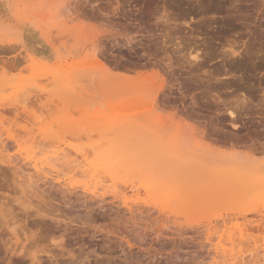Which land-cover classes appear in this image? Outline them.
<instances>
[{
  "label": "rangeland",
  "instance_id": "374dc122",
  "mask_svg": "<svg viewBox=\"0 0 264 264\" xmlns=\"http://www.w3.org/2000/svg\"><path fill=\"white\" fill-rule=\"evenodd\" d=\"M167 13L172 15V25L180 24L183 31L174 29L171 38L165 39L162 35L167 24L161 17ZM73 30L74 34L70 33ZM86 34L94 36L97 43L83 42ZM231 47L243 55L230 57ZM91 48L98 51L100 67L92 62ZM194 48L205 54L202 69L182 63L180 55ZM181 50L184 54L177 53ZM169 59L174 60L171 70ZM233 60L235 66L230 64ZM156 73L166 78L160 91L157 85L162 79ZM152 79L158 84L151 83ZM23 91L32 103L27 112L30 116L16 107ZM151 95L155 96V110L147 115ZM242 98L248 103L236 108L238 111L232 109L235 118L230 117L227 109ZM0 115L6 133L0 139V147H5V153L0 150V210H81L83 217L93 214L97 227L114 228V243L99 235L94 244L84 243L77 232L70 234V250L91 255L83 256L79 264H213L214 245L224 227H219L218 236L209 230L228 219V227L242 224L249 229L248 241L264 244V0H0ZM140 117L138 125L127 123ZM178 129L186 130L181 134L192 138L185 155H192L195 164L191 170L182 168L183 172L172 169L150 191L148 204L143 191L134 210L151 211L144 215L138 211L135 218L123 199L114 197L113 189L94 196L83 187L92 178L89 172L80 173L90 165L73 169V164H64L60 180H54L39 176L33 165L22 161L26 151L35 150L41 158L61 145L68 146L69 160L75 159L80 148L95 146L104 151L118 146L129 152L135 144L142 149L147 138L153 146L161 141L171 146ZM7 133L17 135L18 143ZM179 154L174 158L167 152L164 162L179 163ZM9 160L15 163L11 165ZM96 160L93 155L89 162ZM205 163L211 170L206 181L220 180V187L219 195L211 197L204 210L215 203L217 213L223 214L220 224L214 220L207 227L203 219L204 224L181 227L184 235L176 232L181 223L176 217L170 225L164 221L157 224V210H177L184 223L185 215L192 217L200 210L197 200L202 188H183L181 184L183 175L203 169ZM123 181H119L121 191ZM46 228L42 225L38 232L44 233ZM161 229L163 233L157 236ZM119 236H128L135 248L125 242L120 247ZM0 253V264H5Z\"/></svg>",
  "mask_w": 264,
  "mask_h": 264
},
{
  "label": "bare ground",
  "instance_id": "6f19581e",
  "mask_svg": "<svg viewBox=\"0 0 264 264\" xmlns=\"http://www.w3.org/2000/svg\"><path fill=\"white\" fill-rule=\"evenodd\" d=\"M47 3H50V2H47ZM56 10H57V8L54 9V11H56ZM169 13H167L166 15H163L161 17L162 21H164V23L167 24L166 28L163 30L164 34L163 35L161 34L162 37L165 39L167 37H170L172 34H174L176 32V31H174V29H176V30H178V29L182 30L183 29L182 27L179 26L180 24L177 25V24L173 23L174 25H172V22H173L172 18H171L172 15H170ZM173 14H175V13H173ZM50 18L52 19L51 16H50ZM50 18L48 17L49 20H50ZM60 18H61V16H60ZM62 23L66 24L64 22H62ZM72 23H73V21H72ZM103 24H105V23H103ZM105 28H103V31L106 30ZM59 30H61V29H59ZM73 32H74V30L70 33L74 34ZM118 32H120V31H118ZM110 33L111 32H109V34ZM72 34H71V36H73ZM135 36H136V34H135ZM83 38H84V40L82 39L83 42L85 40H86V42L92 41L91 42L92 45L97 43V40L94 39V36L87 35ZM131 40H132V38H131ZM165 43H166V41L163 40V44H165ZM260 43H261V41H260ZM178 45L181 46L182 44L179 43ZM76 46L79 47V45H77V44H76ZM163 47H164V45H163ZM95 48H98V50H99L100 47L97 46ZM95 48H91V49H93L92 50L93 51L92 58L94 60V61L92 60V62H94V64L97 67L98 66L100 67L101 61L99 60L100 58H98L99 57L97 54L98 51L96 52L97 49L95 50ZM164 49H167V47L166 48L164 47ZM184 49H183V51H184ZM236 49L234 47H231L232 51L229 53V55H230V57H233V58L235 57L237 59L238 57H241V55H243V54L240 53L239 50H236ZM179 52L181 54H184L182 52V50L178 51L177 53H179ZM243 52H245V51H243ZM248 52H249V49H248ZM248 52H247V54H248V56H250L251 51L249 53ZM204 55L205 54H201L200 50H197V49L195 50V48H194V50L187 52L186 54H184V56L180 55L181 57H183V60H182V58L180 60L183 61L182 63L184 65L186 63H188L189 66L192 65V66H195L197 68L202 69L203 67H205V65L202 64V63H204ZM223 55H225V54H223ZM29 57L31 59H33L30 55H29ZM168 58H170V57H168ZM89 59L90 58L88 57V60ZM169 60H170L169 61L170 65H168V67L169 66L170 67L168 69L171 70L170 68L173 67L174 64L172 65V62L174 60L173 61H172V59H169ZM89 62H91V61H89ZM234 62L235 61L233 60L230 64L233 63L235 66V64H237V63H234ZM202 65H203V67H202ZM181 67H182V65H181ZM189 72L192 73L191 71H189ZM158 76H160V75H158ZM163 76H160V78H159V79H162V80H160V84H158L155 81L156 79L150 80L151 83L155 82L154 85H156V83L158 84L157 86L159 88H157V89H159V91L162 88H164V85H165L166 78L164 79ZM166 77H167V75H166ZM167 80H169V79H167ZM7 90L8 89H6V91ZM6 91H4V92H6ZM24 91H27V90H24ZM154 92H157L156 88H155ZM25 93L26 92H24V94L19 93V94H23V95H21V96H23V98L21 100H19L20 102L18 101V104L16 105V107L18 108V110H22V112L27 113L28 110L30 109L29 105L32 103L29 101L27 95L25 96ZM24 96L27 98H25ZM40 97H42V96L40 95ZM151 97L153 98L155 96L151 95ZM19 98H21V97L19 96ZM152 98H150V99H152ZM219 99H220V97H219ZM235 99H238V98H235ZM240 100L241 99H239L238 103L236 105L232 106L231 108L228 106L229 108L227 109V112L229 113L230 117L235 118V111L234 110L239 109L238 108L239 106L245 107V103L248 101L247 98H245V99L242 98V100L241 101ZM151 101H150L151 103L150 102L148 103V105L150 104L149 107L150 106L151 107H150L149 111L147 112V115L149 113H152L155 110L154 104H155L156 100H154V98H153ZM224 102L225 101H223V103ZM233 104H234V101H233ZM232 109H234V110H232ZM28 115L30 116V114H28ZM24 117H26V116H24ZM141 118L142 117L135 119L134 120L135 122L131 121V120L127 121V123H135L138 125V123H140ZM142 122H144V121H142ZM35 123H36V121H35ZM236 123H237V121H236ZM36 125L38 126V122H37V124L33 125L34 128ZM187 126H189V125H187ZM29 130H31V129H29ZM18 131H17V133H18ZM34 131H33V133H34ZM185 131L183 129V131H181V132H185ZM181 132L178 129L174 133V136H173L174 141H173V144L171 146L167 145L166 143L162 144L163 143L162 141L158 142L156 144V146H153V145H151V140L147 138L144 141V147L142 149H139L137 147V145H135V144L132 145V147L130 148L131 150L129 152H127L126 149H125V151H123V149L119 148L118 146L108 147L104 151L99 150L101 147H95V146L91 147L90 149L89 148L88 149L87 148H80L79 150L76 151L77 156L75 157V159L69 160V159H67V157L70 156V153L68 151L69 150L68 146L61 145V146H58V147L52 149L51 151H48V152L46 151L47 153L44 154L43 157H41V158L37 157L38 152H36L35 150L26 151L25 158L24 159L21 158V159H22V161L23 160L25 161V159H26L31 166L33 165L34 169L36 170V173L39 174V176L44 175V177H46V179L52 178L54 180L55 179L60 180V176H62L61 174L63 171L62 169L65 167L64 164H66V166L73 164L72 165L73 169H76V168L78 169L81 167H88L90 165V167H91L90 169H88V170L86 169L84 171H81V173L79 171L78 173L83 174L85 171L89 172L90 173L89 175L92 178L91 181L88 183L84 182L85 184H82L81 183L82 180H81V178L79 179V177H80L79 176L78 179L81 180V182H77V184H82L83 187L87 191H92V194L94 196H97L99 194V192L102 190L108 191L107 189H113L111 192H113L114 197L123 199L125 206L129 209L127 211L132 215V217H134L136 212H137V214L139 212L140 213L142 212V215H144L143 212L147 211L149 213V211H151V210H136V209L134 210L133 204L136 200L140 199V195H141V193H143V191H145V193L147 194V198L144 201L146 204H148L149 202H151L149 200V197L151 195L150 191L152 189H154L156 184H158L160 181H163L166 178V176H168V174L171 172L172 169L175 168L176 171H182L183 169H186L189 167L188 170H191V167L194 166L196 160L194 158L191 159L192 155L191 156L185 155L187 150L193 144L192 138H190L189 136H186L187 135L186 133L181 134ZM4 133L5 132L3 131L2 126L0 125V139H2L1 137L6 134V133L5 134ZM7 134H9V138L14 139L15 142L18 143L17 135L15 136L14 133L13 134L7 133ZM184 134H186V135H184ZM22 138H24V137H22ZM77 139L79 140L78 137H77ZM3 142H4V140H3ZM23 143H24V141L22 142V144ZM27 143H28V141H27ZM46 144H48V143H46ZM41 145H43V144H41ZM50 147H52V146H50ZM0 148H3V149H0V150H2L1 153H3V152L5 153V149H4L5 147H0ZM37 148L39 149V147H37ZM170 151L173 153L174 158L180 157L179 153H181V155H182L181 156L182 160H180L181 162L179 161V163H175V164H173V162L171 163V161H170V163L164 162L163 158L165 157L167 152H170ZM40 152H42V150ZM40 152H39V154L41 155ZM92 154L94 156L96 155V158L98 159V160H96V162H94V161L89 162V159L91 158V156H93ZM21 156H22V154H21ZM78 157H80L81 160ZM194 157H196V155ZM19 158L17 160V157H16V162L20 161ZM237 158H238V156L236 154V156H233L232 159H234V161H235V160H237ZM6 159H8L7 156H6ZM13 159L15 160V158H13ZM13 159H11V160H13ZM11 160H9L8 163H10L12 165L15 162L11 161ZM208 163L203 164V165H205V166H203V169H197L194 172H189L188 174H185L182 176L183 182H182L181 186L183 188H197V189L202 188L203 192L200 194V197L197 200L198 207L200 210H195V213L192 215V217H191V215H185L184 216L185 223L181 221L182 217L179 218V214H178L177 210H157L160 214V217L157 218V221H156L157 224L160 223V221H164V225L165 224L167 225V223H169V222L174 223V221H172V220L176 217L177 219H179L178 222H181L179 224V228H177L176 232L180 233V235H184V233H185L184 229L182 231V228H184V227H192L193 228V227H195L194 226L195 223L204 224L203 223L204 220H205L204 222L207 224V227H209L210 224H212L214 222V220L217 221L223 217L222 213H217V211H216L217 205L215 203H212L208 207L209 208L208 210H204L206 207V204L209 202L210 198L211 197H217L219 195L217 190L220 187V180H215L212 182L206 181V179L209 178V176L211 175V170L209 169L210 164H208ZM18 164H21V163H18ZM187 164H190V165H187ZM18 166L16 165V167H18ZM72 166H69V167H72ZM61 167H62V169H61ZM196 167H198V166H196ZM14 168L15 167H13V170H14ZM19 168H18V170H19ZM23 170H24V168H23ZM26 172H25V174H26ZM27 173H29V172H27ZM25 174L24 173L22 174L25 179H26V177H28V178L30 177L28 174H26L28 176L25 177L24 176ZM64 175L65 174H63V176ZM101 175H102V177H101ZM33 176H31V177H33ZM33 178H35V177H33ZM70 179L71 180L74 179V176L71 177ZM236 179H235V181H236ZM120 180H124L123 183H121L125 187L124 190H122V191L119 190V188H120L119 187V185H120L119 181ZM68 181H70V180H68ZM253 182H256V181H253ZM31 183H32V181H31ZM105 183H109L110 185L107 187L104 185ZM34 185H35V183H34ZM239 185H238V187H239ZM261 185H262V183H261ZM261 185H259V186L257 185V186L260 187ZM234 186H236V185H234ZM254 187H255V185H254ZM161 188L162 187H160L158 189H161ZM263 188H264V186H263ZM233 189L235 190V188H233ZM233 189H232V191H233ZM236 189L238 190V188H236ZM237 190L235 193L239 192ZM70 193H72V192H70ZM232 193H234V192H232ZM15 211H18V210H0V246H1L0 251L3 252V254H4V260L6 261V263L5 262H3V263H5V264H63V263L66 264L67 262H68V264H79L80 263L79 260H81L83 258V256L90 257L91 255H90V252L86 253L85 250H82V252H80L79 254H77L73 250H70L69 245H71V243H70L69 236H70V234H73L76 232L78 233L79 237H81L78 239H81V241H83L84 243L88 242L90 244H94L93 241L98 237V235L103 237L104 239H106L105 241H107L108 243H112V242L114 243V240L111 239V237H113V235H115L114 228L109 227V226H108V228L106 226L105 227H102V226L97 227V224H96L97 220L94 219L93 214H92V212L94 213L95 210H87L88 212H91L92 215L86 214L87 216L85 215L84 217H83L84 214L81 215V213H83V211H81V210H72V211L70 210V212H68V213L64 212V210L63 211L62 210H45V209L44 210H36V209L32 210L31 208H30V210L29 209L23 210V211L21 210L22 213H15ZM155 211H154V213H155ZM234 212H235V210H234ZM75 213H77V214H75ZM263 216H262L261 220L264 219ZM259 217H260V214H259ZM131 219H133V218H131ZM243 219L246 220V217H244ZM228 220L230 222V219H228ZM229 222L227 220H223L222 223L220 224V220H219V224L221 226H217L218 228L217 227L210 228V230H209V232H212V233H213V231L214 232L216 231V235L218 236V233H221L220 231L222 230V229L220 230L219 227L222 228V225L224 227L222 230L223 231L222 235L220 237H218L219 241L214 245L215 246V249H214L215 252L214 253L216 254V256H215V260H214L213 264H257V263L259 264V263H262L264 261V244L260 245V244H258L257 241H254L253 243L248 241V239H246V237L249 236V234L247 235L246 232H248L249 229L243 228L242 224L241 225L237 224L235 226L232 224L233 227L232 226L228 227ZM254 223H255V221H254ZM219 224H216V225H219ZM248 224H246V225H248ZM42 225L47 227L46 231L44 233L38 232V228ZM169 225H170V223H169ZM77 226H80V227H77ZM259 226H260V224H259ZM76 227L78 228L77 230H76ZM150 227H151V225H150ZM152 228H153V226H152ZM168 228L169 227H167V229ZM147 230L148 229H146V232H148ZM162 230L163 229H161L157 232L155 230V232L157 234L156 233H154V234L159 236L161 233H163ZM172 231H175V230H172ZM176 232H174V233L177 234ZM174 233L172 232L171 235ZM213 234L215 235V233H213ZM168 235H170V234H168ZM210 235H209L208 239H210L212 242V237H210ZM127 237L119 236V238L121 239V242L118 245L120 247H123V244L125 242L130 248H133V247L135 248L134 244H136V243H133L132 240L128 239ZM137 239L140 240L139 238H137ZM135 240H136V238H135ZM226 241L227 242L229 241V243H226ZM141 244H142V242H141ZM90 247H88L87 249H89ZM138 248H140V245L138 246ZM111 252H112V254H114L115 251H111ZM1 259H3V258H1Z\"/></svg>",
  "mask_w": 264,
  "mask_h": 264
}]
</instances>
